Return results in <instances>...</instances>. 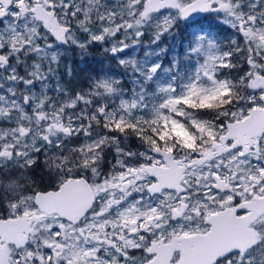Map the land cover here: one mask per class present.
Masks as SVG:
<instances>
[{"label":"snow or ice","instance_id":"1","mask_svg":"<svg viewBox=\"0 0 264 264\" xmlns=\"http://www.w3.org/2000/svg\"><path fill=\"white\" fill-rule=\"evenodd\" d=\"M0 264H264V0H0Z\"/></svg>","mask_w":264,"mask_h":264}]
</instances>
